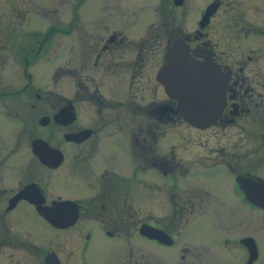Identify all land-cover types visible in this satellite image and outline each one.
Instances as JSON below:
<instances>
[{"label":"flooded vegetation","instance_id":"af4514ba","mask_svg":"<svg viewBox=\"0 0 264 264\" xmlns=\"http://www.w3.org/2000/svg\"><path fill=\"white\" fill-rule=\"evenodd\" d=\"M46 1L0 0V264H264V0ZM172 42L225 75L207 124L158 79Z\"/></svg>","mask_w":264,"mask_h":264},{"label":"water","instance_id":"95a60500","mask_svg":"<svg viewBox=\"0 0 264 264\" xmlns=\"http://www.w3.org/2000/svg\"><path fill=\"white\" fill-rule=\"evenodd\" d=\"M165 56L169 65L160 68L158 79L167 93L177 98L184 119L195 125L209 123L221 106L225 75L207 56L204 60L189 57L186 46L177 42H172ZM258 204L264 207V203ZM50 209L41 210V213L52 224L70 222L55 219ZM140 231L148 236L152 234L146 223H142Z\"/></svg>","mask_w":264,"mask_h":264},{"label":"rangeland","instance_id":"374dc122","mask_svg":"<svg viewBox=\"0 0 264 264\" xmlns=\"http://www.w3.org/2000/svg\"><path fill=\"white\" fill-rule=\"evenodd\" d=\"M135 1H136V3H138V0H135ZM45 3H53V0H48ZM61 13H62V19L66 20L68 18V10H63ZM42 14H44V19L41 17H39V18L34 17V20H35L34 24H39L40 26H43L45 23L47 24L48 22L53 21L52 11L43 12ZM57 16L59 18H61L58 13H57ZM145 22L147 23V21H145L144 19L139 21V23H138L139 27L141 28L142 25H143V27L146 26L147 24ZM139 209H140L141 214L143 215L144 213L148 212V209H150V207L146 203H142L139 206ZM157 211H158V215H162V216L165 215L164 206L158 205ZM160 218H162V217H160ZM67 239H68V237H67ZM98 241H99V239L95 238L93 243H97ZM134 241H136V240H134ZM134 241H133V243H136ZM184 243H186V241L183 240V238H181L179 240V244H184ZM187 243H189V242H187ZM137 244L140 245V248H137V247H135V248H137L138 249L137 252H140V254L142 253V255L140 256V258L138 259V261L136 263H134L135 262L134 254L131 251L122 250V251L117 252L115 254V256L113 255L108 260H105L106 264H133V263L134 264H155L154 263V257H153V255L150 254V253H152L151 251L154 249V247L151 244H149L147 241L144 242L142 240H139L137 242ZM102 249H103V245H100L99 250H102ZM163 250L164 249H162V251ZM149 254H150V256H149ZM156 254L158 257V263L162 264L163 262H162V258L160 255L159 248H156ZM97 256H98V258H100L101 254L99 252H97ZM196 260H197V258L190 257L189 255L185 259H180L178 256V247L177 246L175 247V252L173 254V260H172L173 264H176V263L177 264H212L211 258L208 259L210 262H206V260H207L206 259L203 263H198ZM165 264H169V263H165Z\"/></svg>","mask_w":264,"mask_h":264}]
</instances>
